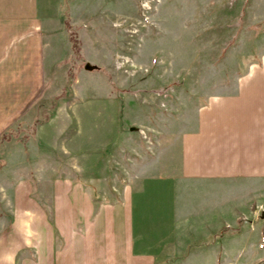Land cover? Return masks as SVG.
I'll return each instance as SVG.
<instances>
[{"label": "rangeland", "instance_id": "374dc122", "mask_svg": "<svg viewBox=\"0 0 264 264\" xmlns=\"http://www.w3.org/2000/svg\"><path fill=\"white\" fill-rule=\"evenodd\" d=\"M79 2L66 57L47 68L43 94L0 135V229L24 226L13 218L28 196L45 200L49 222L64 228L66 218L52 219L56 199L89 195L96 205L116 203L123 168L134 174L161 156L191 109L264 54V0ZM239 197L221 206L223 215L243 199L246 214L264 200L244 191ZM253 222L260 235L249 264H264V221ZM248 253L239 252L241 259Z\"/></svg>", "mask_w": 264, "mask_h": 264}, {"label": "crops", "instance_id": "0c3cea01", "mask_svg": "<svg viewBox=\"0 0 264 264\" xmlns=\"http://www.w3.org/2000/svg\"><path fill=\"white\" fill-rule=\"evenodd\" d=\"M79 3L0 0V135L43 94L47 68L66 57L67 30ZM185 118L161 156L145 153L153 159L134 174L123 168V196L116 203L96 205L98 198L89 195L56 199L52 219L66 218L64 228L49 222L45 200L28 196L29 205L13 218L24 226L13 222L0 229V264L255 261L260 230L253 221H264V200L248 214L242 211L246 199L226 215L221 206L239 200L242 191L264 195V54ZM153 193L154 213L147 211ZM243 221L249 227L240 231ZM245 248L249 253L241 259Z\"/></svg>", "mask_w": 264, "mask_h": 264}, {"label": "water", "instance_id": "95a60500", "mask_svg": "<svg viewBox=\"0 0 264 264\" xmlns=\"http://www.w3.org/2000/svg\"><path fill=\"white\" fill-rule=\"evenodd\" d=\"M85 69H86V70H91V67H90L89 65H86V66H85ZM263 215H264V211H263Z\"/></svg>", "mask_w": 264, "mask_h": 264}]
</instances>
